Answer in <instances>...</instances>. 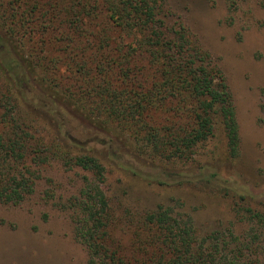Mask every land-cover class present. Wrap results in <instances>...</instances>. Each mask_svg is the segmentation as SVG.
Instances as JSON below:
<instances>
[{
    "label": "trees",
    "instance_id": "16d2710c",
    "mask_svg": "<svg viewBox=\"0 0 264 264\" xmlns=\"http://www.w3.org/2000/svg\"><path fill=\"white\" fill-rule=\"evenodd\" d=\"M165 11L164 0H0V39L23 70L15 82L39 99L8 83L0 61V207L24 202L57 162L89 175L65 205L87 264H264V206L251 196L214 182L231 199L233 221L200 235L188 215L162 204L134 211L106 194L103 152L51 125L56 106L97 131L92 144H117L167 172L204 164L215 178L236 160L225 77L187 28L165 24ZM48 43L76 77H53L54 58L41 54Z\"/></svg>",
    "mask_w": 264,
    "mask_h": 264
},
{
    "label": "rangeland",
    "instance_id": "374dc122",
    "mask_svg": "<svg viewBox=\"0 0 264 264\" xmlns=\"http://www.w3.org/2000/svg\"><path fill=\"white\" fill-rule=\"evenodd\" d=\"M164 5L165 24L180 22L187 28L225 77L238 125L237 159L218 170L215 178V170L204 164L167 172L130 158L117 144H92L97 131L80 126L78 119H69L56 106L50 108L55 114L51 125L63 128L60 134L68 131L85 142L88 149L103 152L106 194L119 197L134 211L162 204L177 217L188 215L201 235L227 229L233 221L231 199L219 194L220 186L264 206V0H164ZM8 43L0 39L6 81L29 101L39 100L34 91L19 90L15 81L23 70L12 59ZM41 54L54 58L51 73L59 82L76 77L59 48L48 43ZM85 177L89 175L78 168L52 162L43 168L34 194L18 206L0 207V264H87V253L74 238V223L65 208L78 196ZM234 229L239 233L242 227L237 224Z\"/></svg>",
    "mask_w": 264,
    "mask_h": 264
}]
</instances>
